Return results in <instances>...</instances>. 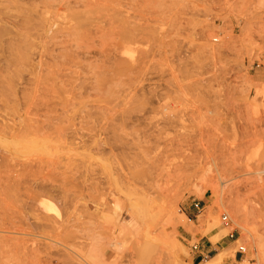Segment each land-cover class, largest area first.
Masks as SVG:
<instances>
[{
  "label": "rangeland",
  "instance_id": "obj_1",
  "mask_svg": "<svg viewBox=\"0 0 264 264\" xmlns=\"http://www.w3.org/2000/svg\"><path fill=\"white\" fill-rule=\"evenodd\" d=\"M0 12L7 43L16 22L29 35L0 69L30 96L0 104V126L21 131L0 136V264H205L193 246L231 235L239 263L264 264V0Z\"/></svg>",
  "mask_w": 264,
  "mask_h": 264
},
{
  "label": "bare ground",
  "instance_id": "obj_2",
  "mask_svg": "<svg viewBox=\"0 0 264 264\" xmlns=\"http://www.w3.org/2000/svg\"><path fill=\"white\" fill-rule=\"evenodd\" d=\"M14 28L15 29L17 28L19 31H17V33H16V39H14L15 42L13 44L12 43H7V41L4 40V38L7 37L8 30H6V28H2L0 30V48L4 50L5 47H6V50L12 52L10 54L11 57L14 56L13 59H10L9 56H8V58H5L4 57L3 59L0 60V63H5L6 64L7 69L8 68L11 69V68H14V67L16 68L18 65H20L25 60V57H26V54L24 53V50H25V47H26L25 45H27L29 35L28 34L21 33L22 29L25 30V26H24L23 23L16 22L15 25H14ZM5 69H6V67H5ZM0 70L2 72V73H0L1 74L0 75V104L2 105V107L4 108V110H7L9 103H13L15 101L18 102L19 99H21V100L23 99L26 102V104H30L29 103V99H30L29 97L30 96L28 98H26L27 97L26 94L23 93L21 91V89H18V87L20 85V82L22 81V76H19L18 75V70H15L13 72V75L5 74L4 72L6 70L3 72L4 69H0ZM54 75H57V74L54 73ZM20 94H21V96H19ZM34 99H35V102H36V97H34L30 102H33V105H35L37 107V109H38L39 108V105L38 104H34L35 103L34 102ZM37 115H39V114H37ZM32 126L33 127H31V126L29 127L30 128L29 130H31V133L32 134L38 135L40 133H42V134L43 133H45V134L47 133V132H44L45 131V127H44L43 124H42V127H40L38 125V122H34ZM8 130L9 129H6V128L0 126V136H4V137L5 136H9V135L13 136L14 134L18 135V134L21 133V131L11 130L10 132H8ZM5 142H6V139H5ZM7 155H9V154H7ZM220 197H221V195H220ZM0 199H2V198H0ZM42 206H43V210H45V211H50L51 212V211L54 210V209L52 210V208L49 205L44 204ZM260 243L261 244H259L257 246V250H256V251H258L257 252V257H258V259H260V260H262L264 262V239ZM254 254H256V253H254ZM0 255H1V252H0ZM242 264H245V262H243Z\"/></svg>",
  "mask_w": 264,
  "mask_h": 264
},
{
  "label": "crops",
  "instance_id": "obj_3",
  "mask_svg": "<svg viewBox=\"0 0 264 264\" xmlns=\"http://www.w3.org/2000/svg\"><path fill=\"white\" fill-rule=\"evenodd\" d=\"M223 233L224 231H219L213 235L214 237L218 236L217 238L215 237L216 241L222 237L220 235ZM229 238L230 239L221 238L216 245H213L209 238H203L204 240L201 239L200 251L197 252L198 257L200 258L201 255H204L205 258H209L210 261H207L205 264H218L220 262L221 264H242L239 263L238 256L233 257L236 244L239 240L234 239V235H231ZM210 254H212L213 257H208Z\"/></svg>",
  "mask_w": 264,
  "mask_h": 264
},
{
  "label": "built area",
  "instance_id": "obj_4",
  "mask_svg": "<svg viewBox=\"0 0 264 264\" xmlns=\"http://www.w3.org/2000/svg\"><path fill=\"white\" fill-rule=\"evenodd\" d=\"M194 208L200 212L201 210V205L200 204H195L194 205ZM221 221H222V224L225 226V227H228V225L230 224V219L228 216L224 215L222 216L221 218ZM193 250L196 251V252H199L200 251V244H196L193 246ZM239 255H245L246 254V248L245 247H240L239 248V251H238ZM201 259H205V256L204 255H201L200 257Z\"/></svg>",
  "mask_w": 264,
  "mask_h": 264
}]
</instances>
